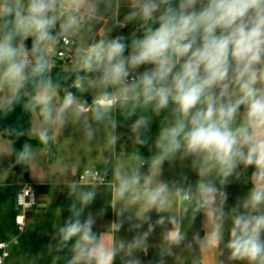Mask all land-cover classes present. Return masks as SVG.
<instances>
[{
  "label": "clouds",
  "instance_id": "clouds-1",
  "mask_svg": "<svg viewBox=\"0 0 264 264\" xmlns=\"http://www.w3.org/2000/svg\"><path fill=\"white\" fill-rule=\"evenodd\" d=\"M57 54L71 67L54 78ZM17 107L41 117L29 131L45 151L69 122L115 146L119 111L151 152L114 166L104 232L91 211L101 173L68 185V215L46 245L52 264H168L193 243L212 250L211 264L225 254L264 264V0H0V118ZM4 132L13 166L30 164L32 145L15 148L29 133ZM237 184L247 190L229 203ZM198 215L209 230L189 240L184 221Z\"/></svg>",
  "mask_w": 264,
  "mask_h": 264
},
{
  "label": "rangeland",
  "instance_id": "rangeland-1",
  "mask_svg": "<svg viewBox=\"0 0 264 264\" xmlns=\"http://www.w3.org/2000/svg\"><path fill=\"white\" fill-rule=\"evenodd\" d=\"M127 31L125 29L124 34H127ZM56 56L54 58L55 63L59 61L56 59ZM64 66V68L69 69L71 62L66 63ZM88 96L91 95L89 94ZM116 116L117 119L121 118L120 113H116ZM31 120V128H38L40 126L41 117L38 114H32ZM158 126L157 118L154 120L150 132L153 138L158 131ZM120 131L123 130L120 129ZM28 133L29 137L37 141L38 144L29 142L34 150V156L25 172L13 170L12 155L4 151L11 141L4 138L0 133V242L9 243L8 251L10 256L6 264H52V259L47 252L46 245L53 240L56 231H54V225L47 221L48 217H40L39 221L30 225L23 233H20L15 225V216L18 211L15 207H12V201L23 184L26 182L31 183L37 195V203L39 204L44 201L40 200L41 195L49 193L48 196L54 201V205H58L60 200H63L60 204L69 206L71 200L67 195L68 187L64 188V191H58L62 188V182L67 180L73 181V172L81 174L86 169L96 168L103 173L106 171L112 174L111 170H113L114 166L128 161L133 152L139 150V152L141 151L140 154L144 157H148L151 152L149 146L135 145L133 138H131L129 143H126L120 137L115 146L109 145L107 134L103 133L102 130L97 132L93 140L88 141L84 136L82 125L75 122H69L55 133V138L50 143L47 151L44 150V145L39 142L37 137L31 135L30 131ZM129 136H131V133ZM151 143L152 141L149 142L150 145ZM56 153L57 156H55ZM164 167V176L171 178L174 175L173 171L169 169L167 164ZM144 170L146 171V166ZM185 171L188 172V175L194 181L196 178L195 173L188 169H185ZM82 186L87 187L86 185ZM111 189L112 187L109 190L110 194H112ZM246 190L247 188L243 185H233L230 188L231 198L229 203H232L236 196L243 194ZM61 194H63V197L60 196ZM28 212H31V210ZM65 218L66 216L58 219L55 218V224H62ZM206 228L208 227L202 215H198L193 223L185 220L183 225V229L187 233L189 240L197 232L202 237V232ZM158 240L159 235L156 241L158 242ZM197 248H199V245L196 243H193L191 248L183 246L177 248L175 250V254L178 253L177 257L175 259L169 257L168 264H194L197 261ZM180 251L182 253L185 251L191 260L182 263L179 258L181 255L179 254ZM199 261H202V264H206L205 259H200ZM221 261L224 264H240V262H229L227 254L221 256Z\"/></svg>",
  "mask_w": 264,
  "mask_h": 264
},
{
  "label": "crops",
  "instance_id": "crops-1",
  "mask_svg": "<svg viewBox=\"0 0 264 264\" xmlns=\"http://www.w3.org/2000/svg\"><path fill=\"white\" fill-rule=\"evenodd\" d=\"M64 65H66V63H64ZM63 65V68L65 67ZM66 68H64L65 70ZM87 98H91V96H87ZM117 114H119V111H117ZM32 117V116H31ZM120 122L121 123H126L123 119V117L120 115ZM120 129H122L123 131H120ZM117 134L119 135V138L121 137L124 141H126V143H129V141L131 140V136H129L130 134V130L126 129V128H117ZM106 133V132H105ZM107 134V133H106ZM2 135V134H1ZM32 139V138H30ZM34 140V139H32ZM141 152V151H140ZM55 156H57V153L55 154ZM129 163L128 161H124L123 164H127ZM105 166V165H103ZM112 174H109L112 179H113V170H111ZM79 172H73V181L75 182V177ZM71 181L67 180L61 183V189H59L58 192L64 191L63 189L68 187V185L70 183H72ZM109 185L107 186H98L97 187V196H96V200L93 204V206L91 207V211L97 214V225H96V230L99 232H104L107 230L109 223L115 219L114 215L111 212V200H112V194L109 193L110 190ZM112 190V189H111ZM49 193L47 194H42L40 200H44L43 202H41L40 204L37 203L35 208L31 210V212L27 213L26 216V230L27 228L32 225L35 224L37 221H39V219H41L40 217H48V222H51L52 225H54L53 227L55 228L54 231H56V228L59 226L57 224H55V220L58 218H63L64 216L67 217L68 212H67V208L68 206H64L60 203L63 202V200H60V203L58 205H54V201L50 199V197L48 196ZM61 197H63V194L60 195ZM38 202V199H37ZM39 204V207H38ZM58 207H63L64 208V212L62 215H60L59 217L55 214V210ZM31 213V214H29ZM153 216L155 217V213H153ZM56 218V219H55ZM43 220V219H42ZM25 230V231H26ZM208 231V228H206L205 231L202 232V237L204 236V234ZM160 232V229L156 230V233L154 234V240L153 243H156L157 241V237H158V233ZM127 233L124 230H121L120 233L117 234L118 237H123L126 236ZM198 247V246H197ZM179 250V249H178ZM176 253L174 256H172L173 259H175L177 257ZM179 254H181L179 256L180 261L183 262H188L189 260H191V258L189 257V255L183 251V253L180 251ZM196 256H197V261H199L200 259H205L206 260V264H210V261L212 260V250L209 249L207 251L202 252L199 248L196 249ZM217 260L221 261V256H217Z\"/></svg>",
  "mask_w": 264,
  "mask_h": 264
},
{
  "label": "built area",
  "instance_id": "built-area-1",
  "mask_svg": "<svg viewBox=\"0 0 264 264\" xmlns=\"http://www.w3.org/2000/svg\"><path fill=\"white\" fill-rule=\"evenodd\" d=\"M59 51L62 52L64 50L60 49ZM69 55L70 54H66L64 57H61L59 54H57L56 58L63 60L65 63H70L71 61L69 59ZM87 170H96L101 173L103 183L99 184V186L112 185L113 180H111L112 179L111 176L109 174L105 176L103 172H101L99 169L96 168L86 169L81 174L76 175L75 182H81ZM14 200H15V208L18 211L15 216V225L17 227V230L20 233H23L25 232L27 226L26 223L27 212L34 209L37 204V195L31 183L26 182L25 184H23V186L17 192V195ZM0 244L4 245L3 247H0V264H6V261L10 256V253L8 251L9 243L1 241Z\"/></svg>",
  "mask_w": 264,
  "mask_h": 264
},
{
  "label": "trees",
  "instance_id": "trees-1",
  "mask_svg": "<svg viewBox=\"0 0 264 264\" xmlns=\"http://www.w3.org/2000/svg\"><path fill=\"white\" fill-rule=\"evenodd\" d=\"M29 46H30V41H29ZM57 59V58H56ZM59 61H56L55 66L53 68V76L54 78H56L58 75H63L64 73V61L57 59ZM68 83L70 84L71 81H68ZM73 91H75V89H73ZM89 103H91V98H88ZM31 116L32 114L24 112L22 110L21 107H17L15 112L9 114V116L5 119V118H0V133L2 134V136L4 138L9 139L10 141L14 140L15 137L9 136L4 132V129L7 127H20L22 129H24L26 132H28L31 127H32V120H31ZM32 142L34 144H38L37 141L30 139L29 135L26 134L22 137H20L19 140H16L15 142V148L19 149L23 143H29ZM14 157L12 156V161H13ZM13 166V164H12ZM28 168L27 166H13V170L15 171H19V172H25Z\"/></svg>",
  "mask_w": 264,
  "mask_h": 264
},
{
  "label": "water",
  "instance_id": "water-1",
  "mask_svg": "<svg viewBox=\"0 0 264 264\" xmlns=\"http://www.w3.org/2000/svg\"><path fill=\"white\" fill-rule=\"evenodd\" d=\"M124 124H125V123H121L120 128H126V129H129V128H127V127H124V126H123ZM102 132L105 133V131H103V130H102ZM12 207H13V208L15 207V200L12 201Z\"/></svg>",
  "mask_w": 264,
  "mask_h": 264
}]
</instances>
